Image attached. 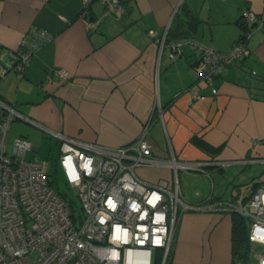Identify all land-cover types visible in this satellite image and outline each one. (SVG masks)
Listing matches in <instances>:
<instances>
[{"label":"crops","instance_id":"1","mask_svg":"<svg viewBox=\"0 0 264 264\" xmlns=\"http://www.w3.org/2000/svg\"><path fill=\"white\" fill-rule=\"evenodd\" d=\"M119 9L101 0H0V116L14 112L9 134L15 123L13 134L34 152L39 133L58 148L54 134L117 148L149 124L154 157L211 164L177 174L188 204L245 202L264 187V27L252 32L249 53L214 80L215 95L199 78L202 50L169 44L195 40L228 53L241 35L240 12L264 16V0H119ZM32 31L48 39L21 75L1 76ZM57 69L69 78L60 80ZM137 174L151 184L172 177L160 167ZM231 234L232 214L187 209L164 264H249L234 260Z\"/></svg>","mask_w":264,"mask_h":264},{"label":"built area","instance_id":"2","mask_svg":"<svg viewBox=\"0 0 264 264\" xmlns=\"http://www.w3.org/2000/svg\"><path fill=\"white\" fill-rule=\"evenodd\" d=\"M109 10L119 12V0H101ZM88 5L89 0H81ZM242 34L228 53L214 50L195 40L170 42L178 51L183 44L199 47L202 67L199 78L215 95L214 80L233 62L248 53L252 32L264 27V16L248 9L240 12ZM150 36L155 32L150 30ZM31 40L8 54L1 76L9 71L21 75L31 56L47 39L42 31H32ZM54 74L69 78L63 69ZM191 99H203L192 90ZM14 112L0 116V264H164L171 242L187 209L236 214L248 223V241L256 246L258 264H264V187L257 188L240 204L211 199L203 206L188 204L181 195L177 174L202 173L211 165L185 162L170 156L154 157L147 134L125 146L110 148L83 143L61 134L57 165L70 188H75L82 213H74L48 181L49 164L27 159L32 144L14 138L9 147L10 124ZM222 166V164H215ZM160 167L172 171L170 179L147 183L139 168ZM159 264V263H158Z\"/></svg>","mask_w":264,"mask_h":264},{"label":"rangeland","instance_id":"3","mask_svg":"<svg viewBox=\"0 0 264 264\" xmlns=\"http://www.w3.org/2000/svg\"><path fill=\"white\" fill-rule=\"evenodd\" d=\"M15 123H13L11 130L12 133L9 134V144L8 146H11V143L14 138H17L18 136L13 134ZM10 132V131H9ZM45 136V138H44ZM38 140L36 144L33 143V145H37L40 147L39 151H30L27 153L26 158H37L39 160H45L49 164L48 168V181L51 186V188L59 194L67 204H70L71 209L73 210L74 217H79V215L82 213L80 210V204L77 197V191L75 188H70L64 181V177L62 173L60 172L58 165H57V158L59 155V148L56 146L55 141L51 140V138L46 137V135H43L41 133L38 134ZM31 143V142H30ZM256 246L253 245V250L249 252V264H255L256 259L254 258V254L259 253L255 250Z\"/></svg>","mask_w":264,"mask_h":264},{"label":"trees","instance_id":"4","mask_svg":"<svg viewBox=\"0 0 264 264\" xmlns=\"http://www.w3.org/2000/svg\"><path fill=\"white\" fill-rule=\"evenodd\" d=\"M242 34V30H241ZM241 36V35H240ZM195 140V139H194ZM196 141V140H195ZM203 149L209 150L210 148L200 141H196ZM71 208L70 204H68ZM73 211V210H72ZM232 254L236 261L245 263L248 259L251 249L248 241V225L247 222L240 216L232 214ZM160 264V253L157 254V264Z\"/></svg>","mask_w":264,"mask_h":264},{"label":"bare ground","instance_id":"5","mask_svg":"<svg viewBox=\"0 0 264 264\" xmlns=\"http://www.w3.org/2000/svg\"><path fill=\"white\" fill-rule=\"evenodd\" d=\"M248 224V223H247Z\"/></svg>","mask_w":264,"mask_h":264}]
</instances>
